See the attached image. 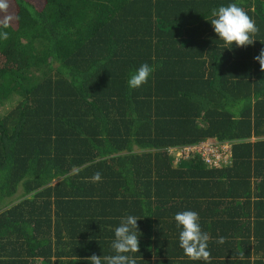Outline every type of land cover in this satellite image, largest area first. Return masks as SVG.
Returning a JSON list of instances; mask_svg holds the SVG:
<instances>
[{"label": "trees", "instance_id": "1", "mask_svg": "<svg viewBox=\"0 0 264 264\" xmlns=\"http://www.w3.org/2000/svg\"><path fill=\"white\" fill-rule=\"evenodd\" d=\"M12 1L0 16V264L112 255L126 214L140 218L137 264H205L179 247L184 210L209 251L247 238L231 188L264 169V140L246 141L264 136V0ZM229 2L259 29L252 45L217 40L211 13ZM142 63L154 72L130 89ZM206 143L232 156L217 168L193 150Z\"/></svg>", "mask_w": 264, "mask_h": 264}, {"label": "clouds", "instance_id": "2", "mask_svg": "<svg viewBox=\"0 0 264 264\" xmlns=\"http://www.w3.org/2000/svg\"><path fill=\"white\" fill-rule=\"evenodd\" d=\"M7 7L5 0H0V9ZM211 15L213 17L210 20L211 25L218 37L217 40L222 42L224 50L250 46L258 40L255 37L259 29L237 3L221 4L212 10ZM0 36L6 38L7 33H0ZM255 60L259 62L260 69L264 72V49H261ZM153 72L154 67L152 65L142 63L130 73L127 81L128 87L130 89L142 87L148 82ZM224 146H227L228 157L223 158L222 161H228L232 156V146ZM221 166L222 162L215 167L220 168ZM93 179L99 181L101 179L100 173L97 172ZM139 220L140 218L134 214H126L120 217L110 245L114 254L108 256L92 255L88 257V264H137L135 254L140 252L142 237L138 226ZM174 220L176 228L179 230V247L183 250L184 255L193 261H204L205 264H209V236L202 230L199 214L193 210H184L177 212L174 215ZM218 243L223 244L224 238H219Z\"/></svg>", "mask_w": 264, "mask_h": 264}, {"label": "crops", "instance_id": "3", "mask_svg": "<svg viewBox=\"0 0 264 264\" xmlns=\"http://www.w3.org/2000/svg\"><path fill=\"white\" fill-rule=\"evenodd\" d=\"M263 140L264 136L252 137L250 140L246 139V141L251 142ZM259 166L262 170L258 174V168H255L254 165L248 171L250 185L231 188L233 193L241 194L238 197V202H236L239 206H235L234 216H241L242 220L247 223L249 236L242 238L232 235L233 239L230 237V241L226 244L227 246L224 242L218 247H212L210 258L216 259V264H264V169L261 165ZM220 176L224 177L223 179H227L225 174ZM246 194L250 195L247 196ZM239 239L249 240L240 244L241 241ZM243 244H247V246L245 247Z\"/></svg>", "mask_w": 264, "mask_h": 264}, {"label": "built area", "instance_id": "4", "mask_svg": "<svg viewBox=\"0 0 264 264\" xmlns=\"http://www.w3.org/2000/svg\"><path fill=\"white\" fill-rule=\"evenodd\" d=\"M202 148L199 149L198 147H196L195 149L199 150L200 152L203 153V156L206 157V160L213 164V166H218L221 162L223 158H227V146H219V147H215L209 144L206 145H202ZM194 150V149H193Z\"/></svg>", "mask_w": 264, "mask_h": 264}, {"label": "rangeland", "instance_id": "5", "mask_svg": "<svg viewBox=\"0 0 264 264\" xmlns=\"http://www.w3.org/2000/svg\"><path fill=\"white\" fill-rule=\"evenodd\" d=\"M7 1L8 0H5V2L7 3ZM10 1V0H9ZM12 1V0H11ZM12 3H13V1H12ZM2 10L3 9H0V16L3 14L2 13ZM196 147H194L193 149H195ZM199 149H201L202 147H201V145L198 147ZM172 151V150H171ZM189 152H190V150L189 149H186V150H177V151H175V155L176 156H181V155H188L189 154Z\"/></svg>", "mask_w": 264, "mask_h": 264}]
</instances>
